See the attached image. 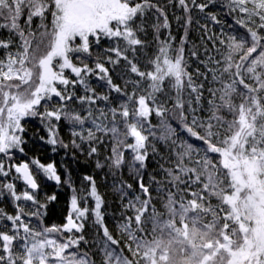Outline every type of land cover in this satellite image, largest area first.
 Listing matches in <instances>:
<instances>
[{"label":"snow or ice","instance_id":"snow-or-ice-1","mask_svg":"<svg viewBox=\"0 0 264 264\" xmlns=\"http://www.w3.org/2000/svg\"><path fill=\"white\" fill-rule=\"evenodd\" d=\"M215 2L0 0V30L9 34L0 39L4 50L0 58V155L11 161L14 150L24 152L22 121L37 115L47 122L46 142L54 146L53 151L58 144L67 148L57 128L64 120L80 141L73 139L72 146L81 149L87 144L89 156H98L97 145L104 143L98 133L111 138L110 155L103 163L97 159V168L107 167L115 176L125 165L124 153H130L128 167L139 186V193L129 195L131 184L121 181L117 185L123 217L119 235L114 236L105 223V201L92 176L84 177L88 190L82 194L70 180L65 181L73 193L66 222L44 226L47 205L37 199L40 185L32 166L59 184L55 164L33 159L31 165H6L0 159V177H9L14 170L15 179L26 186L18 193L16 184L5 179L0 196L6 193L14 202L32 205L26 212L15 203V215L0 211V228L6 229L0 230V264H95L80 249L90 217L102 235V264H264V0H225L245 36L227 37V43L221 40L224 51L217 50L219 59L209 56L207 63L201 61L206 72L196 70L205 80L211 74L207 108L204 84L197 83L187 70V31L173 47L167 9L182 10L187 29L194 10L205 12ZM37 18L39 23L33 28ZM210 18L216 21L214 15ZM149 27L157 48L148 60L151 70L145 71L139 67L138 53L147 47L141 34L146 35ZM161 29L168 30L164 40ZM101 40L113 45L104 49L105 54L115 56H105L113 71L124 61L120 67L123 88L113 82L100 56L93 58V45L99 46ZM189 55L197 53L192 50ZM89 59L93 66L87 63ZM90 76L104 81L109 94H96ZM77 85L84 95H76ZM111 93L116 94L115 107ZM98 101L109 105L107 112L97 106ZM69 102L83 106L86 115ZM201 111L207 112L206 118L199 115ZM153 115L159 118V137L151 123ZM86 121L90 128H84ZM171 121L177 122L188 139L179 138ZM150 136L170 145L171 158L167 167L160 165L164 178L150 175L146 183L143 174L149 149L156 153ZM213 198L218 203L213 204Z\"/></svg>","mask_w":264,"mask_h":264},{"label":"trees","instance_id":"trees-1","mask_svg":"<svg viewBox=\"0 0 264 264\" xmlns=\"http://www.w3.org/2000/svg\"><path fill=\"white\" fill-rule=\"evenodd\" d=\"M161 3H166V0H160ZM198 2H204V0H198ZM168 11V20L171 25V35L175 37V42L173 47L179 45L182 38L185 36L187 31V43H185V58L187 60V70L193 75L194 80L197 83H203L205 86L203 101L204 107L207 108V99L210 98L206 89L210 86L211 74H208V79L205 80L203 76H198L196 70L199 69L201 73L206 72L205 63L208 61L209 56L216 57L219 59L217 50L223 52L220 41L224 40L227 43V37L236 36L237 39L245 36V30L240 26L235 24L234 14H229V10L225 7V0H216L214 4H211L205 12H199L194 10L191 17V24L185 28L184 13L182 10L177 8H169ZM214 15L216 21H213L210 16ZM51 17L48 19L50 23ZM155 21H150L154 23ZM39 23L38 18L33 21V28L36 24ZM168 30H160V39H166ZM7 30H0V39H6L8 37ZM141 38L146 41L147 47L143 50V53H138L139 55V67L142 70L148 71L151 70V66L148 64V60L153 57L156 53V41L153 30L149 27L147 28V34H141ZM18 42V41H17ZM112 43L107 40H101L100 45H93V58L99 55L102 62H105V66L109 67L110 74L113 77V82L120 84L121 87H124V80L120 78L121 71L120 67L124 64V61L121 60L120 65H118L113 71L112 67L106 63L105 56L112 55L115 59L114 54L104 53V49L112 47ZM194 50L197 55L190 56V51ZM3 49H0V58L3 57ZM201 61L205 63H201ZM75 62V60H74ZM87 63L90 66H93V59H89ZM212 65L209 64V67ZM67 75V73H66ZM135 79L136 77H132ZM90 86L95 89L96 94L105 95L109 94L108 89L105 86L104 81L98 80L96 76L89 77ZM218 87V85H215ZM165 89L168 90L167 82H165ZM128 91H131V86H129ZM76 95H84V90L77 85L75 89ZM123 98L121 97V100ZM111 106H117L116 94L111 93L110 95ZM72 108H75L82 115H86L85 108L75 102H69ZM97 106L103 108L106 112L108 109V104L104 101H98ZM169 107L171 102H169ZM51 107V105H50ZM43 110V109H41ZM98 115V113H95ZM222 115H225L226 119H231V116L222 112ZM201 117H207V112L201 111L199 113ZM119 119V117H117ZM151 123L156 126L154 131H156V136L159 137L162 135V132L159 130V118L153 115L151 118ZM53 123H56L53 121ZM172 126L176 128V133L181 140L188 139L181 130L176 126V121H171ZM24 127L23 133V148L24 152L20 153L14 150L13 159L8 161L2 155L0 159H4L6 165L11 164H20L23 162H29L33 159H39V161L45 165L49 163H54L57 169L58 175L61 177V182L57 184L53 180H48L42 173H38L34 166H32V171L34 176L37 179V182L40 185V188L37 192V199L42 204H46L47 207L44 209L45 215L43 216L44 226L52 225H63L66 222V217L70 212V199L72 196V189L69 187L68 183L65 181L70 180L72 187L77 190L78 194L86 193L88 190V182L84 180L85 176H92L96 181V186L99 194L103 197L105 201L104 209L105 212V223L109 227L110 231L114 236L119 235L118 232V223L122 222V202L120 199V194L117 190V185L123 181L125 183L132 185V190L129 191V195H132V192L135 191L139 193V186L134 174L130 171L128 167V162L131 159V155L128 152L124 153L125 165L122 167L121 171L117 172L113 176L107 167L97 168L96 161L99 159L102 163L105 162L104 158L110 155L111 149V138L102 137L101 134H97L104 139L103 144L98 146V156H89L88 155V145L82 144L81 149L74 148L72 146V140L76 139L77 143H80L79 139L72 136V130L70 125L61 120L58 125V136L63 141L64 144H67L68 147H61L59 144L55 146V151H53L54 146L48 144L46 141L49 138L47 131V122L43 121L39 115L35 117H28L22 121ZM91 124L85 122L84 128H90ZM79 130V128H77ZM121 131L123 129L121 128ZM86 134V133H85ZM147 134V133H145ZM43 138V139H42ZM150 142L155 146L156 153L152 154L151 149H149L150 156L147 162V169L144 172V180L147 183L149 176L154 175L157 179H163L164 174L160 170V165L168 166L167 161L171 158L170 145L166 144L163 140L154 139L149 137ZM131 142V140L129 141ZM199 144V141H190ZM215 158V154H214ZM17 174L14 170L10 173V176L7 178L0 177V183H3L5 179L10 180L16 184L17 192H22L25 190V185L22 180L15 179ZM153 195H156L154 189L155 185L152 186ZM55 199H50L51 197ZM126 199L123 203H126ZM15 203H20L25 211L28 212L32 210L31 202H14L9 195L6 193L3 196H0V211H3L7 214L15 215L16 208ZM213 204L218 203V201L213 198ZM88 206H92V201L89 200ZM159 208L160 205L157 204ZM130 214V213H129ZM32 224L36 225L37 220L35 217L31 218ZM27 222V219H26ZM4 224H9L6 220L3 221ZM10 228V224H9ZM0 230H6L0 228ZM68 234L65 233V236ZM85 241H82L80 244V249L83 252H87L92 260L95 261V264H102L103 261V252L100 248V241L102 235L98 234V230L94 224L91 222V217L89 218L88 223L85 224L84 230Z\"/></svg>","mask_w":264,"mask_h":264},{"label":"rangeland","instance_id":"rangeland-1","mask_svg":"<svg viewBox=\"0 0 264 264\" xmlns=\"http://www.w3.org/2000/svg\"><path fill=\"white\" fill-rule=\"evenodd\" d=\"M70 210H71V208H70Z\"/></svg>","mask_w":264,"mask_h":264}]
</instances>
